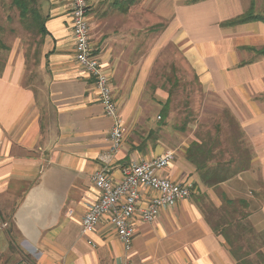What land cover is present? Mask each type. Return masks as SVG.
Instances as JSON below:
<instances>
[{
    "label": "crops",
    "instance_id": "0c3cea01",
    "mask_svg": "<svg viewBox=\"0 0 264 264\" xmlns=\"http://www.w3.org/2000/svg\"><path fill=\"white\" fill-rule=\"evenodd\" d=\"M88 3L91 44L127 127L112 176L118 180L131 162L173 147L139 131L156 124L147 115L154 105L142 99L157 39L154 47L176 48L181 66L237 121L251 165L220 189L245 200L251 224L264 231V55L252 50L264 47V19L222 24L251 7L264 15V0H131L125 11L120 0ZM70 11L71 0H46L40 13L48 33L37 58L15 53L0 61V264H116L126 258L130 264H240L194 194L163 208L153 222L136 213L129 252L107 217L94 232L81 233L83 216L100 196L92 177L110 146L113 118L93 77L76 61ZM151 99L162 108L168 92L157 87ZM188 146L174 150L178 157L160 175L200 183L219 206V195L201 184L187 159ZM152 194L146 191L144 201Z\"/></svg>",
    "mask_w": 264,
    "mask_h": 264
},
{
    "label": "built area",
    "instance_id": "2783aa9c",
    "mask_svg": "<svg viewBox=\"0 0 264 264\" xmlns=\"http://www.w3.org/2000/svg\"><path fill=\"white\" fill-rule=\"evenodd\" d=\"M88 11V0H71L75 58L82 70L93 77L105 114L113 118V125L109 132L110 146L102 155L101 166L92 177L100 196L83 216L81 233L94 232L101 220L107 217L124 250L129 252L136 232V213L145 222L156 221L163 208L192 196L193 183L176 182L160 175V171L175 159L176 152L172 149L150 160L131 162L123 167L118 180L112 176L111 167L124 142L126 127L118 113L109 75L91 44ZM146 191L154 194L144 201ZM116 264L130 262L126 258Z\"/></svg>",
    "mask_w": 264,
    "mask_h": 264
},
{
    "label": "rangeland",
    "instance_id": "374dc122",
    "mask_svg": "<svg viewBox=\"0 0 264 264\" xmlns=\"http://www.w3.org/2000/svg\"><path fill=\"white\" fill-rule=\"evenodd\" d=\"M37 4L42 10L46 0H38ZM0 39L7 46L0 50V61L15 53L17 55L28 53V58H37L36 56L40 54L41 35L38 29L34 25L31 27L27 20L21 19L20 12L12 0H0ZM156 40L153 39L152 49L157 60L152 67L151 78L147 83V95L142 99L148 100L154 105L151 112L146 114L154 116L156 124L153 122L151 128L149 126L146 129L142 128L143 130L139 129L143 136L150 135L152 138L159 136L169 142L173 146L170 149L176 152L185 143L191 144L195 139L204 138L219 140L222 143V149L233 150L230 142L234 138L237 142L243 141L242 145L239 143L241 148L247 146L242 136L240 138L238 135L240 133L238 127L232 124L231 113L224 108L223 104L201 88L197 79L192 78V72L189 68L181 66L182 64L179 63L181 57L176 48L167 46L161 50L159 47H154ZM160 86L165 88L169 98V102L166 101L162 108L159 107L157 101L150 100V93H153L155 88ZM155 99L158 100V97ZM218 150L217 152H219ZM229 156L230 154L226 153L224 157L226 159ZM177 157L178 154L176 153L175 159ZM244 235H246V237L244 236L245 243L254 245V251L260 247L264 252V245L262 244L264 231L254 229L252 232L246 231ZM245 246L247 249V244ZM253 254L254 252L251 256ZM19 264L28 263L19 262Z\"/></svg>",
    "mask_w": 264,
    "mask_h": 264
},
{
    "label": "trees",
    "instance_id": "16d2710c",
    "mask_svg": "<svg viewBox=\"0 0 264 264\" xmlns=\"http://www.w3.org/2000/svg\"><path fill=\"white\" fill-rule=\"evenodd\" d=\"M199 1L202 0H187L188 3ZM37 2L38 0H12V3L20 12L21 19L23 21L27 20L31 27L34 25L40 35L44 37L48 33L45 26L46 20L41 15ZM130 2L131 0H120L121 9L127 10ZM263 19L264 15L256 14L251 7L241 15L224 21L222 24L224 26H235L252 20ZM6 47L0 39V50ZM252 50L259 55H264V47ZM167 102H169V98ZM231 117L232 124L236 125L239 129L240 133L238 135L240 138L241 136L243 138V133L237 121L233 116ZM239 143L242 145L243 141L239 140L237 142L235 138L230 142L233 150L222 149V143L215 138L194 140L189 144L186 150L187 159L195 166V171L199 175L201 184L207 189L213 188L219 195L221 204L219 206L214 204L209 199L207 192L201 190L200 183L198 182L193 183L192 194L195 195L204 212L206 210L205 215L213 230L223 236L233 256L240 264H264V252L262 249L259 247L257 251H254V245L248 242L245 243L246 235L244 233L246 231L252 232L255 229L248 219L247 202L243 199H231L220 189V183L234 177L239 172L249 169L251 165L250 148L248 146L241 148ZM226 153L230 154V156L225 159ZM245 244L248 246L247 249L245 248ZM262 244L264 245V241ZM253 252L254 254L251 256Z\"/></svg>",
    "mask_w": 264,
    "mask_h": 264
}]
</instances>
